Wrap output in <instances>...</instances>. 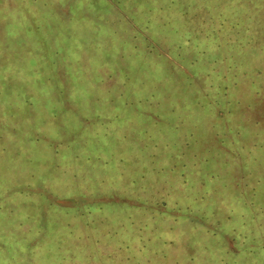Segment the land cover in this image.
Here are the masks:
<instances>
[{"label": "rangeland", "instance_id": "374dc122", "mask_svg": "<svg viewBox=\"0 0 264 264\" xmlns=\"http://www.w3.org/2000/svg\"><path fill=\"white\" fill-rule=\"evenodd\" d=\"M185 1L0 0V264H264V0Z\"/></svg>", "mask_w": 264, "mask_h": 264}, {"label": "trees", "instance_id": "16d2710c", "mask_svg": "<svg viewBox=\"0 0 264 264\" xmlns=\"http://www.w3.org/2000/svg\"><path fill=\"white\" fill-rule=\"evenodd\" d=\"M174 1V0H173ZM186 2V4H184L183 6H181L180 7V10H181V13H182V15H181V17H185L186 15L188 16V9H189V7H191V5L193 4V6L195 5V3L194 2H191L192 4H190V0H187V1H185ZM223 16V18L224 17H227L225 14H223L222 15ZM185 19L186 20H188V18L187 17H185ZM240 19V18H239ZM165 21H164V23H163V25L165 26V25H175V21H173V20H171V18L170 17H166L165 19H164ZM224 22L225 21H228V18L227 19H224L223 20ZM229 22V21H228ZM149 23V22H148ZM237 23H239L240 24V22H237ZM237 23H235V22H233V26H235L236 27V25H237ZM154 27V26H153ZM188 35H189V40L191 41H193V42H195L194 41V39L192 38V36H191V34L190 33H188ZM187 36V35H186ZM199 42V41H198ZM152 43L153 44H155L153 41H152ZM58 46L57 45H55V54L57 55V60H59V62H57V67L58 66H61L62 65V63L64 62L63 61V59H66V58H62V53L60 52V50L57 48ZM64 57V56H63ZM5 67V66H4ZM7 67V66H6ZM5 67V68H6ZM65 67H67V66H65ZM60 71H61V68H60ZM71 75H69V77H70ZM12 77H13V75L11 74L10 75V77H6V76H4L3 77V81H2V86H4V87H6V85H11V80H13L14 81V79H12ZM4 83V84H3ZM41 83V82H40ZM39 83V84H40ZM65 83H67L66 81H65ZM0 85V86H1ZM40 86H41V84H40ZM67 87H68V84L67 85H65V87H64V89L66 90L67 89ZM144 97V100L145 101H149V100H154V99H156V97H155V93L154 92H150V93H148L147 95H145V96H143ZM28 99H31V98H28ZM28 99H27V101H28ZM154 103V102H153ZM152 103V104H153ZM72 106V105H71ZM50 179L49 178H45L44 180H41L42 182H50L49 181ZM134 183H135V188H132V192L133 193H136V191L139 189V187H138V184H137V180H134ZM46 188H41V190L43 191V190H45ZM52 192H50V193H52V194H54V192H56V191H54V190H51ZM111 195H114V196H112V197H110ZM119 195H122V193H117V192H112L111 194H109V195H107L108 197L106 198L107 199V202H109V201H111V200H113V201H118V202H122V200H121V198H123L122 196H119ZM81 196V198L84 200V199H86L87 198V196H85V195H80ZM40 198V197H39ZM40 200H42L41 198H40ZM75 200L77 201L78 200V198H75ZM139 201V200H138ZM34 202H37V200H35ZM60 202L61 203H59V207L58 208H56V210H49V211H51V213H50V215L53 213V212H55V215H56V217H59V216H61L64 220L63 221H66V220H69L70 219V216L71 215H74L75 214V212L72 210V209H74V208H77L80 204V201H79V203L77 202V204L75 203V201H74V203L75 204H73L72 202H70V201H63V200H60ZM131 202H132V200H130L129 202L127 201L126 203H129V204H131ZM70 203V204H69ZM84 203V202H83ZM82 203V204H83ZM89 202H86L85 204H88ZM103 203H106V202H104V201H101V202H97V203H89V205L85 208V209H87V210H81L82 212L81 213H79L82 217H84V216H86V215H90V214H92V212H94V211H102V213H103V211H104V208L102 207L103 206ZM92 204H95V207L92 205ZM132 204H134L135 205V203H132ZM1 209V208H0ZM49 209V207H45V210H48ZM58 212H60V214H58ZM126 212V211H125ZM124 211H120V213H121V217L118 219V220H120V221H124L125 223L127 222V220H128V218H127V212L125 213ZM123 213H125V215H126V217L123 215ZM76 215V214H75ZM43 220L45 219V218H42ZM58 219V218H57ZM129 223V222H128ZM67 226H68V224H66ZM66 233H69L67 230H66ZM70 236V234L67 236V237H65V234H61V236L59 237V239H60V241H61V239L62 240H64L65 241V239H68V237ZM65 237V238H64ZM133 238H134V236H133ZM124 239L125 240H127L128 241V238L127 237H124ZM129 240H131V238H129ZM143 241H144V239H143ZM146 241V240H145ZM62 243V242H61ZM60 243V244H61ZM145 246H147L146 245V243L144 244Z\"/></svg>", "mask_w": 264, "mask_h": 264}]
</instances>
